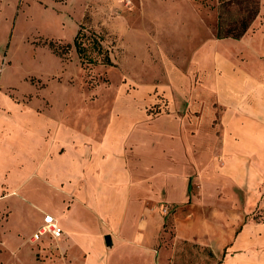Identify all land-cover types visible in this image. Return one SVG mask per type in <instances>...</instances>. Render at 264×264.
<instances>
[{"label": "crops", "instance_id": "crops-1", "mask_svg": "<svg viewBox=\"0 0 264 264\" xmlns=\"http://www.w3.org/2000/svg\"><path fill=\"white\" fill-rule=\"evenodd\" d=\"M209 53L204 45L191 56V74L202 80L196 87L194 76L182 74L168 55L183 80L176 85L169 80L168 89L186 99L185 114H149L146 107L157 103L147 82L83 111L22 104L11 114L0 112L8 125L0 136L5 151L0 160L6 162L0 202H13L12 211L3 206L0 220L9 224L11 214L17 223L13 228L0 223L2 253L19 255L44 216H51L60 237L39 236L33 246L39 244L35 250L42 254L52 250L56 264H159L152 255L161 227L158 208L190 204L191 177L199 174L203 198L223 202L203 223L197 217L179 220L177 238L214 246L223 264H264V220L247 218L264 205V76L250 70H259L255 65L240 67L220 54L212 59L216 75L205 80ZM209 92L217 104L215 143L207 137V117L213 114ZM188 112L199 116L197 125ZM32 219L35 227L25 238L21 229Z\"/></svg>", "mask_w": 264, "mask_h": 264}, {"label": "rangeland", "instance_id": "rangeland-1", "mask_svg": "<svg viewBox=\"0 0 264 264\" xmlns=\"http://www.w3.org/2000/svg\"><path fill=\"white\" fill-rule=\"evenodd\" d=\"M222 1L225 0H0V112L11 114L22 104L57 113L73 109L83 111L92 107L94 101L108 100L106 97L123 90L131 92L147 82L153 84L149 96L157 103L146 107L149 114L169 111L185 114L186 99L177 96L176 91L171 94L168 89L169 80L174 85L183 82L170 66L171 48L175 51L171 60L185 76L192 73V54L206 45L210 53L203 63L205 69L201 76L205 80L216 75V64L212 59L220 54L230 55L228 60L240 67L249 69V64L255 65L259 70H250L263 77L264 0H259L260 14L241 41L214 37L217 9ZM230 12L234 18L239 16L234 6L230 7ZM80 27V40L87 48V57L95 64H89L87 60L82 64L72 46ZM92 39L99 41L100 51L90 46ZM49 42L56 48L65 45L70 48L59 57L51 51ZM105 55L110 58L112 66L101 63ZM183 59L185 62L181 64ZM191 76H194L195 87L201 83L196 72ZM208 96L213 114L207 117L206 124L211 128L207 137L210 136L209 142L215 143L219 137L217 104L214 93ZM187 114L193 125H197L199 116L191 112ZM6 123L0 121V136L7 130ZM0 152H5L1 141ZM5 169L6 162L2 158L0 183ZM201 193L199 174H193L190 204L176 209L159 206L161 227L158 242L152 246V255L159 258L157 263L223 264L221 251L214 246L202 244L196 238H177L179 220L197 217L203 223L204 217L217 215L216 210L223 199L203 198ZM3 206L12 211L13 202L6 201L3 205L0 202V211ZM202 206L209 208L212 214L200 211ZM10 215L6 225L13 228L17 223L13 221L15 216ZM247 218L264 220V205L254 209ZM0 223L6 226L2 220ZM35 223V219L25 222L24 229H21L25 238ZM209 233L205 230L204 235ZM34 235L28 240L30 245L17 256L2 253L0 247V264H45L47 259L56 264L58 258L52 250L49 249L50 255L35 250L40 245L33 246L39 238L35 239ZM29 249L32 250V260ZM117 258L119 256L114 260Z\"/></svg>", "mask_w": 264, "mask_h": 264}, {"label": "trees", "instance_id": "trees-1", "mask_svg": "<svg viewBox=\"0 0 264 264\" xmlns=\"http://www.w3.org/2000/svg\"><path fill=\"white\" fill-rule=\"evenodd\" d=\"M231 6H234L235 11L239 12L238 17H233V12H230ZM217 11V24L214 37L217 40H240L259 16L260 2L259 0H225L220 2ZM81 35L82 27H80L77 31L73 39L72 46L74 47L75 52L82 64L84 60H87L89 64H95V61L87 57V48L80 40ZM48 46L50 47L51 51L59 57L65 55L67 50L70 48V45L56 48L52 42H49ZM90 46L94 49H97L98 51L101 50L99 41L96 39H92ZM101 63L108 66L113 65L107 55L104 56Z\"/></svg>", "mask_w": 264, "mask_h": 264}, {"label": "built area", "instance_id": "built-area-1", "mask_svg": "<svg viewBox=\"0 0 264 264\" xmlns=\"http://www.w3.org/2000/svg\"><path fill=\"white\" fill-rule=\"evenodd\" d=\"M43 235H47L53 240L58 239L61 235V230L57 221L51 216H44L42 226L34 237L37 239L39 236Z\"/></svg>", "mask_w": 264, "mask_h": 264}, {"label": "water", "instance_id": "water-1", "mask_svg": "<svg viewBox=\"0 0 264 264\" xmlns=\"http://www.w3.org/2000/svg\"><path fill=\"white\" fill-rule=\"evenodd\" d=\"M105 242H106V245H111V241H110V238L109 237H105Z\"/></svg>", "mask_w": 264, "mask_h": 264}]
</instances>
